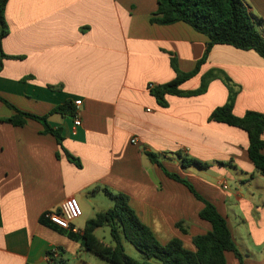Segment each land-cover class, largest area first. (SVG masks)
I'll return each instance as SVG.
<instances>
[{"label":"crops","instance_id":"0c3cea01","mask_svg":"<svg viewBox=\"0 0 264 264\" xmlns=\"http://www.w3.org/2000/svg\"><path fill=\"white\" fill-rule=\"evenodd\" d=\"M158 1L9 0L0 97L22 112L47 116L63 141L44 134L36 120L22 127L3 121L16 112L0 101V264H112L80 239L89 220L113 207L106 189L127 194L161 244L178 238L195 251L193 238L212 231L200 218L204 204L164 170L188 180L226 217L245 264H264V176L249 158L247 132L210 119L228 102V86L215 78L202 95H167L165 107L151 93L150 84L176 79L172 59L181 72L194 71L208 42L184 22L153 23ZM244 2L264 36V0ZM213 71L231 79L235 115L264 114L263 58L217 45L180 89L198 90ZM62 107L66 113L53 112ZM178 153L210 167L184 168ZM69 198L81 215L64 230L45 215ZM107 228L95 235L113 244ZM226 258L240 264L232 253Z\"/></svg>","mask_w":264,"mask_h":264},{"label":"trees","instance_id":"16d2710c","mask_svg":"<svg viewBox=\"0 0 264 264\" xmlns=\"http://www.w3.org/2000/svg\"><path fill=\"white\" fill-rule=\"evenodd\" d=\"M8 2L9 0H0V71L3 60L7 58L2 49V41L10 33L5 16ZM151 21L160 25L184 22L208 38L205 55L198 62L194 71L181 72L176 59H172V66L177 74L176 79L167 84L150 88L159 105L163 107L167 105V95H202L207 91L210 81L215 78L222 79L230 90L229 100L226 105L217 108L210 119L247 132L249 158L257 171L264 176V114L249 111L242 117L235 115L234 102L237 92L231 79L223 72L213 71L203 77L198 90L183 92L180 89L182 84L200 72L202 65L208 60L210 51L217 45H228L238 50L253 51L264 59V36L259 31L256 20L244 0H159L158 10ZM0 101L16 112L15 116L3 121L22 127L27 120H36L44 126V134L53 135L62 145L61 131L51 127L47 116L40 117L22 112L2 97H0ZM53 112L66 113L64 107L55 108ZM73 112L72 108L70 115H73ZM66 155L71 162L81 167L78 158L69 152H66ZM176 155L181 159L184 168L195 166L198 169L206 170L210 167L207 163L187 158L180 153ZM148 156L151 161L162 167L155 154L148 153ZM164 171L171 179L184 184L196 199L204 204L200 218L211 224L212 231L193 238L195 251L187 249L182 240L178 238L167 244H161L151 229L141 222L136 212L131 208L129 196L122 192L112 193L107 189L105 191L113 200L114 205L87 222L80 238L82 246L112 264H228L227 253L234 254L240 264H245L244 255L238 248L226 217L213 203L202 197L188 180L177 174ZM105 227L110 229L113 244H107L95 235L96 230ZM178 227L187 233L182 224H178ZM125 242L133 245L141 254L140 260L127 253Z\"/></svg>","mask_w":264,"mask_h":264},{"label":"built area","instance_id":"2783aa9c","mask_svg":"<svg viewBox=\"0 0 264 264\" xmlns=\"http://www.w3.org/2000/svg\"><path fill=\"white\" fill-rule=\"evenodd\" d=\"M154 87L150 84L149 88ZM82 105L81 100L76 101L77 109L74 115L75 127H80L82 121L80 118V107ZM136 140H133L135 143ZM81 215L80 207L74 198L67 199L59 209L46 213L45 218L48 219L52 224L59 227L60 229L70 230L72 229V222L78 219Z\"/></svg>","mask_w":264,"mask_h":264},{"label":"rangeland","instance_id":"374dc122","mask_svg":"<svg viewBox=\"0 0 264 264\" xmlns=\"http://www.w3.org/2000/svg\"><path fill=\"white\" fill-rule=\"evenodd\" d=\"M107 229L109 230V228H107ZM126 244H127V248H128V251H129L128 254L131 255L132 257H134L135 259H138V260L141 259L140 255H138L139 254L138 251H136V249L134 248V246L131 245L128 242H126ZM100 260H105V259H100ZM106 262H108V261L106 260Z\"/></svg>","mask_w":264,"mask_h":264}]
</instances>
